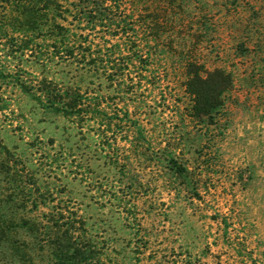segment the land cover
Returning <instances> with one entry per match:
<instances>
[{
  "label": "rangeland",
  "instance_id": "rangeland-1",
  "mask_svg": "<svg viewBox=\"0 0 264 264\" xmlns=\"http://www.w3.org/2000/svg\"><path fill=\"white\" fill-rule=\"evenodd\" d=\"M183 2L184 10H176L180 26H165L159 11L158 44L171 47L175 62L192 56L205 69L232 76L213 117L182 118L190 101L179 86L169 90V108L161 109L157 132L166 125L180 139L177 153L187 160L198 195L178 183L168 193L161 178L158 202L149 208L139 201L129 216L96 188L112 184L96 146L81 140L62 116L43 115L26 94L3 86L0 96L8 106L0 112V227L4 219L35 209L39 196L40 215L68 204L126 252L141 230L146 254L158 248L211 264L218 262L214 256L220 264H244L247 250L264 264V0ZM159 136L163 147L165 137ZM19 234L31 239L25 229ZM29 244L35 264H51L46 250ZM132 256L127 264H134ZM0 264H20L2 241Z\"/></svg>",
  "mask_w": 264,
  "mask_h": 264
},
{
  "label": "trees",
  "instance_id": "trees-1",
  "mask_svg": "<svg viewBox=\"0 0 264 264\" xmlns=\"http://www.w3.org/2000/svg\"><path fill=\"white\" fill-rule=\"evenodd\" d=\"M183 3L0 0V88H17L43 115L62 116L81 140L94 144L112 178L110 186L100 182L97 190L131 217L139 201L149 208L158 202L161 178L168 193L178 183L198 195L187 160L177 153L180 139L166 125L157 132L161 109L169 108V90L179 86L189 97L182 118L203 119L219 112L221 96L232 86L229 72L205 69L192 56L175 62L171 47L158 44L159 11L165 26H180L176 10L182 12ZM7 106L0 96V112ZM38 197L35 209L4 219L0 227V241L20 264H35L31 241L47 251L51 264H127L130 254L134 264H211L158 248L146 254L141 230L135 233V248L126 252L68 204L40 215ZM21 229L31 239L20 235ZM245 252L244 264H261Z\"/></svg>",
  "mask_w": 264,
  "mask_h": 264
}]
</instances>
